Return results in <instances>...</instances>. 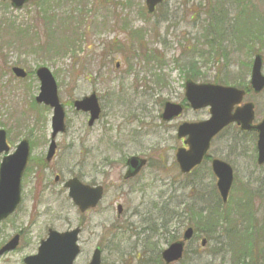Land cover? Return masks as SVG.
<instances>
[{"label": "rangeland", "instance_id": "374dc122", "mask_svg": "<svg viewBox=\"0 0 264 264\" xmlns=\"http://www.w3.org/2000/svg\"><path fill=\"white\" fill-rule=\"evenodd\" d=\"M218 3L232 15L236 14L232 4H250L254 17H264V0H167L153 15H147L144 0H32L20 10L0 2V129L6 132L9 153L26 137L32 142L21 179V203L0 223V247L16 234L20 242L0 258V264H23L24 257L36 254L48 229L64 232L76 226L82 233L74 264H87L96 246L102 249L101 264H159L160 252L180 239L187 227L198 228L186 246L192 254L177 264H230L235 253L228 245L230 238L217 231L200 248V240L207 237L188 211L213 208L222 215L235 209L244 192L264 194V165L256 164V138L228 126L211 142L208 157L183 175L175 162L182 147L176 128L183 122L209 119V111L186 110L173 122L159 118L165 102L184 101V82L190 76L182 65L188 61L197 68L194 82L239 87L248 84L258 51L264 75V30L258 34L259 42L239 50L224 40L232 53L225 61H203L210 50L197 41L205 38L202 27ZM47 14L52 17L48 21ZM259 24V28L264 25ZM194 47L204 56L189 59ZM15 66L28 77H13ZM39 67L54 76L65 107L66 132L56 137L55 157L45 166L51 110L41 105L28 110L39 92L34 74ZM92 93L101 113L88 127V114L75 112L71 105ZM244 101L254 104L255 122H260L264 91L249 92ZM132 156L145 159L147 165L124 181L125 160ZM212 159L233 169L226 209L217 194ZM73 177L104 188L100 204L85 214L77 211L62 187ZM254 203V208L259 207ZM263 208L257 217L264 223ZM161 225L166 226L161 229ZM258 247L264 250V242Z\"/></svg>", "mask_w": 264, "mask_h": 264}, {"label": "water", "instance_id": "95a60500", "mask_svg": "<svg viewBox=\"0 0 264 264\" xmlns=\"http://www.w3.org/2000/svg\"><path fill=\"white\" fill-rule=\"evenodd\" d=\"M8 1L15 10L21 9L30 0H0ZM164 0H145L148 14H152L155 7ZM262 59L255 56L251 69L250 86L254 93L258 94L264 89V76L261 74ZM12 73L16 78L24 79L26 73L20 68H13ZM35 75L40 83L39 94L35 98L36 104H43L53 111L51 118V141L46 155V162H50L55 153L54 139L57 134L65 131L64 109L57 96V86L51 72L44 67L36 70ZM185 98L193 110L209 107L210 119L200 123L182 124L178 128L177 137L187 136L185 144L188 151L180 149L176 154V161L180 172L189 173L195 166L201 163L206 154L211 139L217 135L224 127L230 123H235L241 131L257 132V164H264V119L253 126L254 119L253 104L247 103L242 107L235 106L241 104L244 92L234 87H225L212 84H195L187 80L184 85ZM76 111L89 113L88 126H92L98 119L100 109L94 94L74 102ZM182 112V106L166 102L161 119L171 121ZM9 147L6 144V133L0 130V154L8 153ZM29 158V143L22 140L11 155L2 158L0 163V222L10 216L20 202V181L27 166ZM126 165L128 171L125 179L136 175L145 165L144 160L130 158ZM212 171L217 178L216 187L222 203L227 202L228 193L233 182L231 167L223 161L213 160ZM57 179V178H56ZM69 189V197L78 207L80 212L94 208L102 196V188L82 185L78 180L71 179L64 185ZM122 208L117 207V214L120 215ZM79 229L70 232L58 233L49 230L48 237L42 241L37 249V254L23 259L24 264H73L79 254L77 245ZM193 237V229L187 228L181 241L170 244L161 253L164 264L178 262L183 255L184 244ZM19 236H14L3 247L0 248V257L5 253L17 248ZM201 247L206 245V240L202 239ZM101 252L96 248L88 264H100Z\"/></svg>", "mask_w": 264, "mask_h": 264}, {"label": "trees", "instance_id": "16d2710c", "mask_svg": "<svg viewBox=\"0 0 264 264\" xmlns=\"http://www.w3.org/2000/svg\"><path fill=\"white\" fill-rule=\"evenodd\" d=\"M247 2H249V0H247ZM232 6L234 7V10H236L235 15L228 13V8L221 3L212 7V9H215L216 11L214 13L215 15L210 14L206 23L202 27L204 30L203 37L205 38L203 41H197L198 46L203 44L210 50L203 61H208V59L212 62L220 59L225 61L230 57L232 53L224 47V40H227L232 48L236 49L238 46V50L239 48L246 47V45H251L253 42L260 41L258 34L264 30V25H261V28L259 29V22L263 21L264 23V17H254L251 12L254 9H249V7H253L250 4H240L236 6V3H234ZM51 18L52 17L49 14L44 16L46 21ZM229 28H231L232 31H228ZM234 44L236 45L234 46ZM45 47L47 48V46ZM197 51H199V53ZM253 51H255V49ZM192 52L193 54L188 57L191 60L196 58V54L204 56L203 53H200L202 51L199 50V47H194ZM153 60L157 63L160 61L158 60V57L154 55ZM182 68L187 71V74L192 80L198 74L193 61L186 62L182 65ZM233 86L238 87V85ZM239 88H247V84L241 85ZM34 107L35 104L30 103L28 110L32 111ZM42 166H45V164L42 163ZM262 192L264 193V191ZM244 193L246 196H244L242 201L240 200L238 204H236L235 209L232 212L227 209L222 215H217L213 208L209 210L197 208L195 212L193 209H191V211L189 210L188 214L198 218L196 219L195 217L194 219L196 220L197 225L205 232L208 242L211 236L215 237L214 232L217 231L225 233L226 236L230 238L228 240V245H232V248L234 249H232V252H235L231 255L230 264H264V250L263 248L261 249L258 247L259 244L264 242V223L263 220H258L257 217L262 206L264 207V194H255L251 190ZM257 197L260 198V200ZM254 201L258 203L257 205H259V207L256 206L254 208ZM229 203L230 202L228 201V204L222 207L226 209L229 206ZM262 217H264L263 213ZM165 226L166 225H161L160 228L163 229ZM190 254L192 253L186 251L184 258H190ZM158 262L159 264L161 262L159 257Z\"/></svg>", "mask_w": 264, "mask_h": 264}, {"label": "flooded vegetation", "instance_id": "af4514ba", "mask_svg": "<svg viewBox=\"0 0 264 264\" xmlns=\"http://www.w3.org/2000/svg\"><path fill=\"white\" fill-rule=\"evenodd\" d=\"M181 104H183V106H184V112L186 111V110H190L188 107H187V105H185L184 103H181ZM179 118V117H178ZM178 118H176V119H178ZM176 119H174L173 121H175ZM172 121V122H173ZM179 126V125H178ZM178 126H177V128H178ZM176 128V129H177ZM254 135H255V133H253ZM179 141H181L182 142V147L181 148H186L185 146H184V139H179ZM210 147H211V144H210ZM211 162V161H210Z\"/></svg>", "mask_w": 264, "mask_h": 264}]
</instances>
